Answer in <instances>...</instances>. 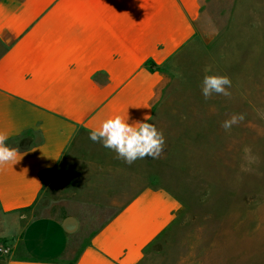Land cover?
I'll return each mask as SVG.
<instances>
[{
  "label": "crops",
  "instance_id": "0c3cea01",
  "mask_svg": "<svg viewBox=\"0 0 264 264\" xmlns=\"http://www.w3.org/2000/svg\"><path fill=\"white\" fill-rule=\"evenodd\" d=\"M207 2L0 0V133L18 153L0 165V264L143 263L180 201L89 131L156 124Z\"/></svg>",
  "mask_w": 264,
  "mask_h": 264
},
{
  "label": "rangeland",
  "instance_id": "374dc122",
  "mask_svg": "<svg viewBox=\"0 0 264 264\" xmlns=\"http://www.w3.org/2000/svg\"><path fill=\"white\" fill-rule=\"evenodd\" d=\"M197 29L160 89L163 150L137 164L181 204L142 264H264V0H208ZM206 74L230 95L205 99Z\"/></svg>",
  "mask_w": 264,
  "mask_h": 264
},
{
  "label": "clouds",
  "instance_id": "9594fccd",
  "mask_svg": "<svg viewBox=\"0 0 264 264\" xmlns=\"http://www.w3.org/2000/svg\"><path fill=\"white\" fill-rule=\"evenodd\" d=\"M232 86L231 79L226 75L206 74L202 81L201 92L207 99L213 93L230 95L228 89ZM243 114L233 115L230 120L224 121L222 127L228 130L238 121L243 120ZM7 136L0 133V165L14 162L17 151L5 144ZM89 139L100 142L104 148L116 153L117 158L132 164L137 159L145 157L157 158L164 145V136L154 123L147 117L143 121H132L123 115L117 114L105 119L99 127L89 131Z\"/></svg>",
  "mask_w": 264,
  "mask_h": 264
}]
</instances>
